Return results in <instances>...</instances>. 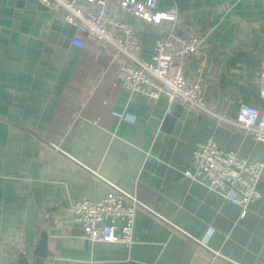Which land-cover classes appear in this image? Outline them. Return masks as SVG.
I'll use <instances>...</instances> for the list:
<instances>
[{
    "label": "crops",
    "instance_id": "1",
    "mask_svg": "<svg viewBox=\"0 0 264 264\" xmlns=\"http://www.w3.org/2000/svg\"><path fill=\"white\" fill-rule=\"evenodd\" d=\"M116 1L105 10L133 26L146 61L170 30L208 33L201 79L216 117L124 88L126 59L87 37L72 46L74 29L39 0H0V264H18L41 240L47 264H264V168L244 216L184 175L208 139L264 164L262 142L217 119L241 104L264 113V0H158L178 14L158 25ZM112 187L140 204L130 245L93 242L71 223L72 205Z\"/></svg>",
    "mask_w": 264,
    "mask_h": 264
},
{
    "label": "built area",
    "instance_id": "2",
    "mask_svg": "<svg viewBox=\"0 0 264 264\" xmlns=\"http://www.w3.org/2000/svg\"><path fill=\"white\" fill-rule=\"evenodd\" d=\"M74 29L71 45L83 49L85 37L95 40L102 48L126 59L118 70L121 85L142 95L156 99L159 94L169 102L206 115H214L203 95L201 74L208 60L204 42L208 33L197 29L170 30L154 46L150 61L144 60L133 26L105 10L108 0H86L90 6L80 7L75 0H39ZM119 10L128 11L137 18L158 25L175 23V9L158 11V0H117ZM189 62H195L196 79L186 76ZM259 97L264 100V72L260 75ZM216 117V115H214ZM219 122L242 130L253 140L264 144V113L256 107L241 104L236 117H218ZM194 172L184 175L200 182L210 191L222 193L226 199L246 213L250 203L260 199L257 189L264 168L262 162L239 158L235 153L223 151L208 139L193 153ZM227 190V191H226ZM140 204L129 194L112 187L99 201H80L69 208L71 223L79 226L84 236L99 243H133L135 216Z\"/></svg>",
    "mask_w": 264,
    "mask_h": 264
},
{
    "label": "water",
    "instance_id": "3",
    "mask_svg": "<svg viewBox=\"0 0 264 264\" xmlns=\"http://www.w3.org/2000/svg\"><path fill=\"white\" fill-rule=\"evenodd\" d=\"M48 256H50V253L46 250L43 240H41L30 256L25 254L19 256L18 264H47Z\"/></svg>",
    "mask_w": 264,
    "mask_h": 264
},
{
    "label": "clouds",
    "instance_id": "4",
    "mask_svg": "<svg viewBox=\"0 0 264 264\" xmlns=\"http://www.w3.org/2000/svg\"><path fill=\"white\" fill-rule=\"evenodd\" d=\"M211 231H212V230H211V229H209V231H208V235H211Z\"/></svg>",
    "mask_w": 264,
    "mask_h": 264
}]
</instances>
